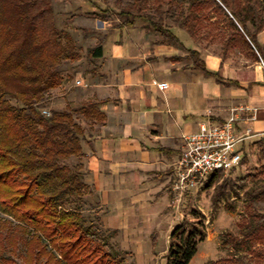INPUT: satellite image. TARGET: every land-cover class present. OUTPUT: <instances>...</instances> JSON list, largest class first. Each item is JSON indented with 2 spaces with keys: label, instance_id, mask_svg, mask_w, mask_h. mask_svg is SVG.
I'll return each instance as SVG.
<instances>
[{
  "label": "trees",
  "instance_id": "obj_1",
  "mask_svg": "<svg viewBox=\"0 0 264 264\" xmlns=\"http://www.w3.org/2000/svg\"><path fill=\"white\" fill-rule=\"evenodd\" d=\"M83 1L96 9L91 19L102 24L111 15L119 20L111 29L118 31L139 24L157 37L152 45L177 47L192 59L189 67L216 82L221 79L206 70L201 51L186 49L174 28L198 45L217 40L222 62L233 53L252 62L264 60V44L257 40L264 30V0H115L114 9ZM55 17L52 0H0V264H128L126 253L114 249L117 231L103 228L84 180L82 143L105 124L100 110L105 100L42 115L52 91L65 77L72 78L63 67L80 59L72 35L57 26ZM82 32L86 39L87 31ZM87 56L93 65L87 74L94 76L97 67L91 61L103 57L102 44L89 48ZM222 174L209 176L202 189ZM261 176L264 166L237 179L250 221L241 225L240 239L227 235L224 243L234 250L249 241L264 242V211L253 209L264 204ZM223 194L219 198L231 195ZM192 216L200 215L194 210ZM205 237L199 218L182 220L170 232L166 264H189ZM252 255L264 260V251Z\"/></svg>",
  "mask_w": 264,
  "mask_h": 264
},
{
  "label": "crops",
  "instance_id": "obj_2",
  "mask_svg": "<svg viewBox=\"0 0 264 264\" xmlns=\"http://www.w3.org/2000/svg\"><path fill=\"white\" fill-rule=\"evenodd\" d=\"M257 40L264 44V30ZM175 56L179 49L167 45L113 46L99 59L97 82L90 81L88 90L75 89L78 96L61 94L65 106L105 100L100 110L107 120L82 143V164L102 226L118 232L119 245L136 221L134 192L156 188L172 202L169 187L183 135L195 133L200 123L220 124L237 110V134L251 129L254 135L248 148L264 137V60L247 59L232 67L205 53L206 70L221 79L216 82L201 71L178 66L180 60H171ZM164 70L173 75V85L166 88L155 79Z\"/></svg>",
  "mask_w": 264,
  "mask_h": 264
},
{
  "label": "rangeland",
  "instance_id": "obj_3",
  "mask_svg": "<svg viewBox=\"0 0 264 264\" xmlns=\"http://www.w3.org/2000/svg\"><path fill=\"white\" fill-rule=\"evenodd\" d=\"M100 8L114 9L115 0H92ZM52 6L56 14L55 20L57 26L64 27L69 34L72 35L74 42L78 48L80 59L74 64H68L63 67L64 75H70L71 79L65 77V81L60 88L52 91L51 99L44 103V110L61 111L65 109L66 102L62 100L61 94L65 91L78 96L75 89L88 90L90 81H98L100 70L98 69L99 60H92L97 69L94 76L87 74L93 65L88 62L87 51L89 48L102 44L103 51L110 50L113 46L144 44L146 42L152 44L157 37L152 33H147L138 24L134 28L124 29L122 31L112 30L119 20L113 16H109V21L100 24L97 20L90 18V13L93 9L89 2L83 0H52ZM83 30L87 31L88 36L84 39ZM91 30L96 33H92ZM173 31L178 33L179 40L183 45H188L194 48L192 40L183 30L174 28ZM201 51L205 53L220 56L221 45L217 40L206 42L203 41L200 45L195 44ZM180 63L178 66L189 67L192 64V59L187 57L186 53L179 49ZM230 66H240L244 64L246 59L238 53L229 54L224 59ZM199 71V70H197ZM157 83L163 82L164 85H173V75L164 70L156 74ZM80 80L86 87L75 85V81ZM153 89L156 90L155 87ZM169 92V91H168ZM86 94V93H85ZM60 95V96H59ZM86 95L84 96V98ZM78 98V97H77ZM84 103V101H81ZM80 102L75 103L71 108H76ZM264 137L256 139L245 145V159L242 160L236 171L228 174H222L217 180L212 183L208 189L199 187L192 194H186L179 204L170 202L168 196L162 195L156 188H148L145 191L134 192V200L137 208L133 213L136 220L132 227L127 230V237L124 238L119 245V234L114 239V249L117 253H126L125 262L128 264H166L165 256L168 250V238L173 228L180 224L182 220L185 222H195L197 218L203 222V229L206 233L205 240L197 246L195 256L190 260L189 264H264V260L254 259L252 252L264 251V242L256 244L249 241L247 247L244 245L239 250H234L230 243H224L227 235L240 239L243 231L241 225L249 223V211L246 209L248 203L245 202L244 190H237V179L247 174L258 172L260 167L264 166ZM264 181V177H260ZM237 190V197L234 191ZM230 192V197L219 198L218 194ZM217 195L218 197H215ZM224 195V194H223ZM171 199L174 195L171 193ZM221 196V195H220ZM223 197V196H221ZM216 198V199H215ZM215 200V201H214ZM94 203V196L89 199ZM214 201V203L212 202ZM138 205V206H137ZM254 210L262 208L264 204H255ZM199 213V217L192 216L193 211ZM252 212V210H251ZM252 255V257H251Z\"/></svg>",
  "mask_w": 264,
  "mask_h": 264
},
{
  "label": "built area",
  "instance_id": "obj_4",
  "mask_svg": "<svg viewBox=\"0 0 264 264\" xmlns=\"http://www.w3.org/2000/svg\"><path fill=\"white\" fill-rule=\"evenodd\" d=\"M75 85L86 87L80 80H76ZM42 115L47 117L49 111L43 110ZM229 115L220 124L200 123L195 133L182 136L181 152L173 165L174 177L169 187L174 195L172 202L179 204L186 194L202 187L209 176L228 174L242 162L246 155L245 145L254 135L251 129L237 134V110L231 111Z\"/></svg>",
  "mask_w": 264,
  "mask_h": 264
}]
</instances>
